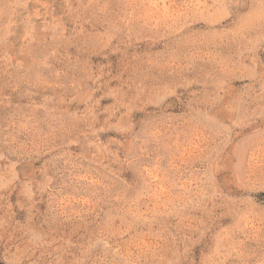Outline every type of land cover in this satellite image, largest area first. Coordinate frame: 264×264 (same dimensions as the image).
I'll use <instances>...</instances> for the list:
<instances>
[{
    "label": "rangeland",
    "instance_id": "374dc122",
    "mask_svg": "<svg viewBox=\"0 0 264 264\" xmlns=\"http://www.w3.org/2000/svg\"><path fill=\"white\" fill-rule=\"evenodd\" d=\"M0 263L264 264V0H0Z\"/></svg>",
    "mask_w": 264,
    "mask_h": 264
},
{
    "label": "trees",
    "instance_id": "16d2710c",
    "mask_svg": "<svg viewBox=\"0 0 264 264\" xmlns=\"http://www.w3.org/2000/svg\"><path fill=\"white\" fill-rule=\"evenodd\" d=\"M0 264H2V263H0Z\"/></svg>",
    "mask_w": 264,
    "mask_h": 264
}]
</instances>
